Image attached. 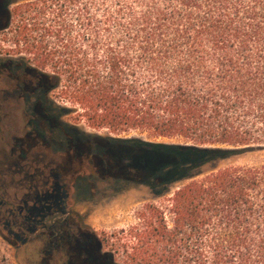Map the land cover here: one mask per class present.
<instances>
[{
    "label": "trees",
    "instance_id": "1",
    "mask_svg": "<svg viewBox=\"0 0 264 264\" xmlns=\"http://www.w3.org/2000/svg\"><path fill=\"white\" fill-rule=\"evenodd\" d=\"M137 1L144 4L139 10L126 2L103 15V28L116 21L129 40L119 51L108 46L105 57H87L85 112L95 127L180 136L191 145L109 139L110 166L174 182L188 167L264 143V130L257 133L258 122L247 120L257 109L264 127V0H179L167 7ZM90 23L96 26L95 17ZM173 201L201 218L205 231L218 218L215 264H264V163L212 170Z\"/></svg>",
    "mask_w": 264,
    "mask_h": 264
},
{
    "label": "rangeland",
    "instance_id": "2",
    "mask_svg": "<svg viewBox=\"0 0 264 264\" xmlns=\"http://www.w3.org/2000/svg\"><path fill=\"white\" fill-rule=\"evenodd\" d=\"M25 1L0 0V103L3 104L0 105V213L7 216L10 205H1V201L9 203L15 199L12 195L15 190L19 191L21 178L14 172L20 159H36L37 150H51V156L69 159L65 151L77 149L82 152L83 162L79 170L67 173L73 187L67 202L72 214L56 218L68 219L78 234L94 233L114 264H215L212 243L217 237L218 218L214 216L205 231L201 218L189 215L183 205L177 206L174 194L193 178H201L212 170L235 164H263L264 143H255L230 158L188 167L175 175L184 178L174 182L156 183L151 176L144 178V174L134 169L126 174L119 172L117 164L112 167L105 159L109 139L139 138L191 145L180 136L156 139L146 132L95 127L85 112L90 87L85 76L87 57L95 52L105 57L108 46L119 51L129 40L116 21L103 28V15L126 2L138 10L144 4L137 0ZM155 2L160 7L179 6V0ZM93 17L96 26L90 23ZM11 60L24 62L26 67L10 64ZM209 64L215 62L211 60ZM40 74L47 77L41 79ZM17 77L28 79L36 89L25 105L27 109L23 108L25 114H8L3 88ZM38 104L40 116L34 114ZM256 116L254 109L247 120L257 121L256 132H263L261 120ZM66 165V169L70 168ZM49 220L52 222L54 218ZM3 222H0V258L13 264L55 263L52 232H48L50 237L45 241L41 234L26 231L22 238L31 239L22 245L21 238L10 234ZM156 231L163 234L159 242L151 238Z\"/></svg>",
    "mask_w": 264,
    "mask_h": 264
},
{
    "label": "flooded vegetation",
    "instance_id": "3",
    "mask_svg": "<svg viewBox=\"0 0 264 264\" xmlns=\"http://www.w3.org/2000/svg\"><path fill=\"white\" fill-rule=\"evenodd\" d=\"M26 0L25 3H28ZM12 17L8 11L7 18ZM1 25V24H0ZM10 64L17 67L25 66L24 62ZM32 71L33 69H27ZM45 79V75H41ZM35 86L28 79L20 77L12 79L7 87H4L5 102L8 105V114H25L28 101L32 99ZM4 102V103H5ZM41 104V103H40ZM2 106L3 104L0 103ZM40 105L36 106L35 113L40 116ZM27 109V108H26ZM69 159L59 160L51 156V150L36 151L37 158L28 161L20 159L17 163L18 169L14 172L20 175V188L12 194L14 200L9 203L1 201V205H10L7 216L0 213V222H3L10 234L21 238V244L30 242V237L22 238L26 231L31 234H41L45 241L49 238L48 232H52V241L55 252H53L54 264H114L110 255L101 248V243L94 233H76V228L68 219L60 220L56 216H70L72 211L68 205L72 185L68 182L67 173L79 170L83 162L82 152L77 149L65 151ZM79 158V159H74ZM93 162L92 160L90 163ZM31 163V164H30ZM65 164H69L70 168ZM74 164H77L74 166ZM92 165V163H91ZM82 168V167H81ZM66 169V172H65ZM53 217L51 222L49 218ZM16 229L18 234L14 231ZM45 235H48L47 237ZM27 239L25 243L23 240Z\"/></svg>",
    "mask_w": 264,
    "mask_h": 264
},
{
    "label": "water",
    "instance_id": "4",
    "mask_svg": "<svg viewBox=\"0 0 264 264\" xmlns=\"http://www.w3.org/2000/svg\"><path fill=\"white\" fill-rule=\"evenodd\" d=\"M26 241H27V239H24V240H23V243H25Z\"/></svg>",
    "mask_w": 264,
    "mask_h": 264
}]
</instances>
